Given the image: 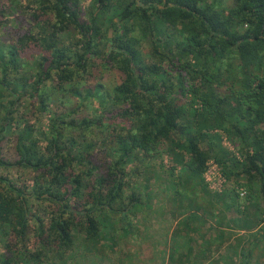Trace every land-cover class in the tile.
Wrapping results in <instances>:
<instances>
[{"label":"trees","instance_id":"1","mask_svg":"<svg viewBox=\"0 0 264 264\" xmlns=\"http://www.w3.org/2000/svg\"><path fill=\"white\" fill-rule=\"evenodd\" d=\"M84 1L30 0L37 6L31 27L0 42V170L34 175L31 185L19 186L0 172V264L63 260L78 251L81 235L107 236L110 256L124 243V257L134 262L133 240L142 264H250L264 228L234 241L218 210L244 213L238 189L247 204L253 198L264 205V0H90L88 10ZM106 71L119 75L117 85L87 83ZM53 93H70L77 104H58L48 128H37L33 111L50 112ZM94 99L101 109L90 115ZM224 135L238 157L220 147ZM92 136H105L103 149ZM202 142L208 157L224 164L231 184L222 194H199L194 185L186 188L194 196L182 193L175 165L146 171L153 155L176 156L182 148L192 158L181 169L188 182L201 177ZM151 175L172 197L173 219L158 235L155 191L135 182ZM194 208L202 216L193 221ZM198 218L210 221L213 236L201 233L204 225L192 229ZM173 220L185 229H172ZM31 230L33 251L26 245ZM148 240L155 251L144 259L140 243Z\"/></svg>","mask_w":264,"mask_h":264},{"label":"rangeland","instance_id":"2","mask_svg":"<svg viewBox=\"0 0 264 264\" xmlns=\"http://www.w3.org/2000/svg\"><path fill=\"white\" fill-rule=\"evenodd\" d=\"M233 0H227V5L231 4ZM226 3V0H225ZM92 1L90 0H85L83 2V7L84 9L88 10L91 8L92 6ZM37 6L36 4H32L30 3V0H0V42L2 40H11V37H14L16 32H20V31H26L28 28L31 27V20H30V15L32 14L33 10L36 9ZM1 10L4 12L3 14L1 13ZM114 32L112 30L109 31V35L110 38L113 37ZM134 44L136 43V40L132 41ZM109 44V43H108ZM107 44V45H108ZM144 48V52L147 53L148 51V47L145 45L143 46ZM179 57H182L181 55ZM120 77L119 75L114 72V71H106V72H102V73H95L94 76H92V78H90L88 80L87 83L89 84H98L101 83L103 85H105V87L107 89H110L112 87H114L115 85H117L119 83ZM50 88H52L50 86ZM52 89H48V91H51ZM63 103L64 106L68 107V106H75L77 104V98H73V96L68 93L65 96L59 94V93H53L52 95V106L50 109V112H41V111H36L34 110L33 112V116L31 117L32 124H35L37 126V128H48L49 125V120L50 118L53 116L54 112H58V110H60V107L58 109V104ZM85 105H87V102L85 103ZM24 107H28L31 108V105L29 103H24ZM100 101L98 99H94L90 102V104L88 105V113L90 115H94V112L96 110H100ZM62 108V106H61ZM85 108V107H84ZM180 121L182 122L183 119H180ZM187 123V121H186ZM185 123V124H186ZM91 139H89V141L93 142V145H95L97 149H103L101 143L103 142V139L105 138V136H92L90 137ZM11 140H13V137H10ZM215 145L218 144V142H213ZM11 142L8 144V147L10 146ZM220 147L225 151L228 152V155H230L231 153H234L237 157L239 156V151L237 150V148L235 147V145L228 141L226 136H222V140L219 142ZM182 149V148H181ZM177 150V154L176 156H171L169 153H161L159 154H155L154 159L151 161V165H149L146 168V171L152 170L151 172H154V169H156L162 162L167 165L168 167L171 165H175L177 166V171H176V183L181 185V187H179V189L181 190L182 193L184 194H188L189 196H194L193 192L189 189H186L189 185H194L196 186L197 191L199 192V194H206V193H210V194H219V193H223L225 191V189L230 188V181L228 180V177L225 175L224 171V164L217 161L214 158H210L208 157L207 154V144L205 142H202V154L203 157L206 158V161L204 162V170L201 174V177H197V174H195L196 176H194V178H192V180L190 182H188L190 179L188 176H190L189 174L182 172V167H184L185 165H187V163L190 162V160L192 159L189 155L188 152L186 151H181ZM215 161L217 163V167H221L222 170L220 171L221 173L223 172V174L226 176L227 178V184L224 185V189L222 192H216L213 189H215V185L214 184H208L206 181L207 177L206 174L208 173V170L211 166V162ZM223 164V166H222ZM131 169V166L128 167V170ZM158 171V170H156ZM1 174H3L4 176L9 177V179L16 181L18 183V185L20 186L21 184H27V185H31L32 182L31 180L33 179L34 175L31 172H27V170L25 169H21L20 171L17 169L14 170H0ZM139 185L140 184H145V185H151V189L155 191V200L158 201L160 203V210L161 212L159 213L158 216H156V218L154 217L152 222H153V231L152 234L153 235H158L160 229H167L168 226L165 225L166 224H170V219H173V215L171 214L170 209H172L170 207V202H172V197H167L165 198L164 193L163 195L160 193V186H161V182L160 181H154V178H152V175L149 176L148 179H145L144 176H141L138 179H135ZM245 182V180H243V183ZM238 193L240 194L241 197V203L243 205V203L245 205H247L245 208L246 210L244 211V213H239L238 211H236L235 208L233 209H225L220 207V209L218 210V212L221 213L222 210V216L221 219L223 220V223L226 224L227 226H229V228H226L225 233L230 234L231 233H235V235L233 236L234 241L239 242L245 235L242 234L243 232H252L253 230L256 231L258 228H264V219H261L259 217H257L258 213H261L262 209H264V205H261L259 207H257V203H251V201H254L253 198H250V203L247 204V193L243 191V189H238L237 190ZM172 193V191H171ZM170 195L169 191L166 192V196ZM162 196L164 197L163 200L166 201V203H164V201H161ZM250 197V196H249ZM203 201V200H202ZM201 201V202H202ZM36 202V201H35ZM34 202V210L35 212H39V215H43L44 217H46V210L44 209L45 206L42 205V207L39 205L40 203ZM183 205L185 206L186 203L185 201L183 202ZM224 207V206H223ZM243 208V206H242ZM194 211H190V218L194 221V219L196 218L197 215H200L199 218L202 216L200 212H198V210L196 208L193 209ZM170 211V212H169ZM165 213V214H163ZM217 213V212H216ZM143 216L144 214L140 213L139 218H141V220H143ZM264 217V215L262 216ZM198 218V220L196 219L195 222V227H193L192 229L197 228V226H202L204 225V228L201 230V233L205 236H213V234H215V232L212 229V226L210 224V221H206L205 223L201 224L200 223V219ZM46 221H48V219H46ZM151 221H146V223H150ZM151 222V223H152ZM147 225V224H146ZM188 224L185 225V227H187ZM31 226L32 229H36V224L35 222H31ZM261 226V227H260ZM176 227V228H175ZM253 227L254 229H252V231H249V229ZM181 229L184 230L185 228L180 227L179 225H176V221L173 220V226L172 229ZM257 228V229H256ZM5 231V230H4ZM4 231L0 232V252L4 251L5 249V245L3 244V242L1 241V239L5 236ZM81 239L80 241L77 242V247H78V251L73 254L72 256L70 255H66L65 259H61L58 255L54 256L50 261L47 262V264H142L140 260V258H138V254L136 252V249L138 251V248L136 246V242L135 241H130L129 246H131L134 250L136 254V257L134 258V262L130 261V257H124V254L127 252V246L124 243H121L120 245V251H117V254L111 255L113 254L111 252V250H109L108 248H105V244L111 243L110 239L107 236L104 237H98L95 239H88L87 241L84 240L83 238L85 237L84 235H81ZM38 240H36L35 237V232H33L31 230L30 233V237L28 238V240L26 241V245L28 247L29 250H35L36 248V244H37ZM153 241L148 240L147 242H138L141 244L139 251L142 254V257L144 259H148L153 255ZM138 245V244H137ZM127 247V248H126ZM131 248V249H132ZM161 249V247L159 248ZM155 251V250H154ZM106 253L108 255V257L105 259V256H100L101 254ZM253 257H252V261L250 262V264H264V242L256 249L253 251L252 253ZM120 258V259H119ZM190 259H192V257H189ZM152 259V258H151ZM124 261L123 263H121L120 261ZM152 264V263H151Z\"/></svg>","mask_w":264,"mask_h":264},{"label":"built area","instance_id":"3","mask_svg":"<svg viewBox=\"0 0 264 264\" xmlns=\"http://www.w3.org/2000/svg\"><path fill=\"white\" fill-rule=\"evenodd\" d=\"M222 170L221 167H217V163L215 161L211 162V166L208 170V173L206 174L207 180L206 181L208 184H214L215 189H213L216 192H222L223 187L225 184H227V178L220 171ZM221 194V193H219Z\"/></svg>","mask_w":264,"mask_h":264},{"label":"flooded vegetation","instance_id":"4","mask_svg":"<svg viewBox=\"0 0 264 264\" xmlns=\"http://www.w3.org/2000/svg\"><path fill=\"white\" fill-rule=\"evenodd\" d=\"M111 46H112V44H111V43H109V44H108V48H111Z\"/></svg>","mask_w":264,"mask_h":264}]
</instances>
